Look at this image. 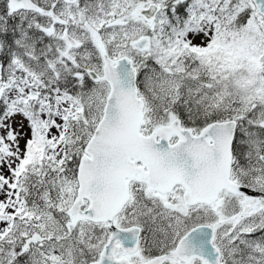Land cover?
<instances>
[{"label": "snow or ice", "instance_id": "obj_1", "mask_svg": "<svg viewBox=\"0 0 264 264\" xmlns=\"http://www.w3.org/2000/svg\"><path fill=\"white\" fill-rule=\"evenodd\" d=\"M0 264H264V0H0Z\"/></svg>", "mask_w": 264, "mask_h": 264}]
</instances>
